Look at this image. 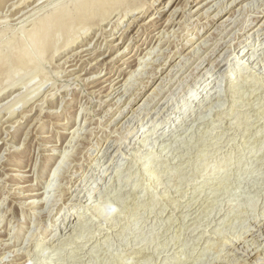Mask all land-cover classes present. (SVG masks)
Segmentation results:
<instances>
[{
	"label": "rangeland",
	"instance_id": "374dc122",
	"mask_svg": "<svg viewBox=\"0 0 264 264\" xmlns=\"http://www.w3.org/2000/svg\"><path fill=\"white\" fill-rule=\"evenodd\" d=\"M42 1L0 0V47L16 36L33 58L0 61V89L21 86L0 95V264H264V0H122L112 21L79 32L80 46L41 56L28 43L33 19L70 3ZM167 17L169 36L156 40ZM136 51L141 62L122 64ZM122 71L116 86L128 77V88L110 94ZM36 88L26 105L3 106ZM43 195L49 205L29 206Z\"/></svg>",
	"mask_w": 264,
	"mask_h": 264
},
{
	"label": "bare ground",
	"instance_id": "6f19581e",
	"mask_svg": "<svg viewBox=\"0 0 264 264\" xmlns=\"http://www.w3.org/2000/svg\"><path fill=\"white\" fill-rule=\"evenodd\" d=\"M26 1V0H25ZM31 1V0H30ZM38 1V0H37ZM42 1V0H41ZM44 1H47V0H44ZM126 0H124L123 2H125ZM142 1V0H141ZM222 2H223V0H221ZM240 1H242V0H240ZM254 1V0H253ZM43 2V1H42ZM122 0H70V3L68 4L67 2L65 3V1H64V3H62V6H59V8H57L56 6V8L55 7H53L52 9H48V11L49 12H47L46 14H41V16L40 15H38L39 17H36L37 19L36 20H34L33 19V27L31 28V30L30 31H28V43H30V45H32L33 47H34V50L39 54L40 53V55L42 56V52H45V51H47V48H49V50L51 49L52 50V52H57L58 50H60V48L62 49L63 47H67V49L69 48V47H73L74 48V46L75 47H78V46H80V42L81 41H79L78 40V37H79V32H81V30H83V31H85L86 29H90L92 26L94 27H96V25L97 24H100L101 22H104V21H106V22H110V21H112V19H110L111 18V16L113 15V13L115 12V9L118 7V6H120L122 3ZM127 2H129V0H127ZM137 2V1H136ZM135 2V3H136ZM23 3V2H22ZM168 3V2H167ZM225 3V2H224ZM137 4V3H136ZM136 4H127V5H129V6H127V8L125 9V6L126 5H124V9H125V11L126 10H128V11H133L134 9H139L140 8V6H142V4L140 3H138L137 5ZM57 5V4H56ZM258 5V4H257ZM71 6H74V8L72 9V10H70V7ZM222 6H224V5H222ZM121 7V8H122ZM17 8V7H16ZM123 8L121 9V10H123ZM164 8V7H163ZM120 9V8H119ZM119 9H118V11H119ZM20 10V9H19ZM121 10H120V12H121ZM18 11V10H17ZM125 11H123V13L120 15V17H118L117 18V20H116V22H115V24L117 23V22H120V20H121V18H122V16H124V12ZM236 11V10H235ZM127 12V11H126ZM173 11H171V13H172ZM170 13V14H171ZM170 14H169V16H170ZM23 15H20V16H18L17 18H15V19H19V18H21ZM154 16H152V18H153ZM108 19V20H107ZM237 20V19H236ZM236 20H234L233 21V23L235 22L236 23ZM32 21V20H31ZM151 21V20H150ZM168 21V22H167ZM223 21V20H222ZM174 22V20H172L171 18H169V17H167L165 20H164V22H163V27H162V29H160L159 31H157L156 32V34L154 35V37L156 36V35H158L157 36V38H156V40L160 37V36H162L163 38L165 37V39H166V37H167V35L169 36V31H167V29L169 28V26L170 25H172V23ZM30 23V22H29ZM224 23V22H223ZM243 23V22H242ZM264 23V22H263ZM28 24V23H27ZM244 24V23H243ZM191 25V24H190ZM264 25V24H263ZM23 27H24V25H23ZM224 29H225V27H223ZM104 29V28H103ZM218 29H219V27H218ZM261 29H263L262 31V35H264V27L263 28H261ZM4 30V29H3ZM23 30V29H22ZM21 30V31H22ZM257 30H260L259 29V27H257V29H256V31ZM24 31V30H23ZM22 31V32H23ZM27 31V30H26ZM82 31V32H83ZM256 31H254L253 33H255ZM5 32V31H4ZM222 32V31H221ZM1 33V32H0ZM25 33V32H24ZM101 33V32H100ZM103 33V32H102ZM153 33V32H152ZM213 33H215V32H213ZM6 33H4L3 34V36L5 35ZM167 34V35H166ZM7 36H8V34H6ZM82 35V34H81ZM216 35V34H215ZM215 35L213 34L212 36H213V38H215ZM256 35H260V34H256ZM0 36H2V35H0ZM181 36V35H180ZM209 36H210V34H209ZM236 37V36H235ZM260 37V36H259ZM107 38V37H106ZM207 39V38H206ZM26 41H27V39H25ZM155 40V41H156ZM60 42V45L58 44ZM153 42V38L150 40V43H152ZM160 42V41H159ZM264 42V36H262L261 37V41L259 42V44L261 43H263ZM24 43V44H23ZM22 43V41H21V43H20V40H19V37L18 38H16V36H14V37H9L8 39H6V41L1 45V47L0 48H2V50L0 51V61H6L7 62V60H12L13 62L14 61H16L17 62V64L21 67H24L25 65H27V64H29V62H28V59H30V58H26V57H28L27 56V50H28V48H26V47H28V46H26V42H23ZM158 43V42H157ZM214 43H216V45L218 46V44H217V42H214ZM255 43V42H254ZM253 43V44H254ZM58 44V45H57ZM142 44H144V43H142ZM252 44V45H253ZM15 45V46H14ZM28 45V44H27ZM29 45V46H30ZM252 45H250V48L247 50V52H249L250 51V49L251 48H253V46ZM197 46V45H196ZM245 46V48L247 47V44L246 45H244ZM204 47H206V44L205 43H201V44H199L196 48H194V50L193 51H190V52H188V54H186L185 55V57H184V60L183 61H189L190 59H188L189 57H186V56H190V58L192 57V56H196V54H195V51H198V50H200V49H203ZM154 47L151 45V47L149 48V50H148V53H145V55H143L142 57H140V58H144L145 56H147V55H150V53H152V51H154V49H153ZM30 49H32V48H30ZM88 48H86V49H80L81 51H86ZM254 50H255V48H254ZM253 50V51H254ZM34 51V52H35ZM81 51H77V52H74V54H73V56H75V53H81ZM177 51H178V49H177ZM33 52V51H32ZM147 52V51H146ZM48 53V52H47ZM141 53H143L142 51L139 53V54H141ZM153 53H156V51L155 52H153ZM198 53V52H197ZM30 54H32V53H30ZM36 54V53H35ZM44 54V53H43ZM120 54V53H119ZM138 54V51H136L135 53H132V54H130L128 57H126L125 59H124V62L122 63V64H127L128 66L129 65H132V64H135V63H139V55L137 56V57H135L136 55ZM163 54H165V53H163ZM162 54V55H163ZM246 54V53H245ZM83 55V54H82ZM81 55V56H82ZM157 55H159V53L157 54ZM184 55V54H183ZM36 56V55H35ZM39 56V55H38ZM40 56V57H41ZM52 56V55H51ZM72 56V57H73ZM237 56H239V55H237ZM39 57V58H40ZM44 57V56H43ZM43 57H42V59H43ZM133 57H135V58H133ZM44 58H46V57H44ZM70 58V57H69ZM68 58V59H69ZM131 58H133V59H131ZM152 58V57H151ZM249 58V57H248ZM33 58H31V60H32ZM35 59V58H34ZM51 59V58H50ZM71 59H73V58H71ZM186 59V60H185ZM43 60H45V59H43ZM11 61V62H12ZM30 61V60H29ZM35 61H37V60H35ZM73 61V60H72ZM109 61V60H108ZM145 61H147V60H145ZM145 61H142V63L143 62H145ZM191 61V60H190ZM31 62V61H30ZM34 62V61H33ZM50 62H52V61H50ZM140 62H141V60H140ZM155 62V61H154ZM10 63V62H9ZM146 63V62H145ZM144 63V64H145ZM179 63H180V61H179ZM202 63H204V62H200L199 64H202ZM226 63V62H225ZM250 63V62H249ZM141 64V63H140ZM178 64V63H177ZM217 64V63H216ZM24 65V66H23ZM182 65H183V67L186 65V62L183 64V62H182ZM18 66V67H19ZM145 66V65H144ZM174 66H175V64H174ZM174 66H172V67H174ZM198 66V65H197ZM197 66H195V68L192 70L193 71V73H194V70L197 68ZM220 66V63L218 62V64L216 65V68L217 67H219ZM149 67V66H148ZM151 67V66H150ZM176 67V66H175ZM174 67V68H175ZM182 67V66H181ZM180 67V68H181ZM206 66H203L202 68H205ZM215 67V66H214ZM70 69V68H69ZM182 69V68H181ZM180 69V70H181ZM207 69V68H206ZM84 70H86V68H84ZM73 70H71L70 71V73L72 72ZM136 71V70H135ZM234 71L235 70H233V68L232 67H230L229 69H227V70H225V74H223L225 77H229L230 75H232V74H234ZM132 72L133 71H131V73H130V75L132 74ZM117 73V72H116ZM115 73V74H116ZM124 73V71H122V72H120V74L118 75V76H116L115 78H113L112 79V85L110 86V89H112L111 90V92H109L110 94H113V93H116V92H119L120 90H121V87H125V88H128V87H126V83L128 84V82H127V80H128V77H127V79L124 81V83H123V85L121 84L120 86H116L120 81H122V79H124V77L123 78H120L121 77V75ZM192 73V72H191ZM205 73H208V70H206V72ZM140 74V73H139ZM124 75H125V73H124ZM147 75V74H146ZM169 75H171V74H169ZM173 76V75H172ZM75 78H76V76H75ZM74 78V79H75ZM112 78V77H111ZM169 78V77H168ZM171 78L172 77H170V80H171ZM210 78H212V76L211 77H207V78H205L204 80H202V82H198V83H196L195 84V86L194 87H192L189 91H188V93L187 94H185V96L182 98V100L180 101V103L176 106V110H174L175 112H174V115H172L173 117H175V119L178 121L179 119H180V117H182V118H185V117H189L190 116V113H187L188 111H190L191 110V112L194 110V107H195V105L197 104V102H199V100L198 99H200L199 97H203L204 95H207V92H209L210 90H211V85H209L210 84V81L209 80H211L212 81V79H210ZM81 79V78H80ZM178 79V78H177ZM106 80H110V78H107ZM17 81V80H16ZM209 81V82H208ZM19 82H21V81H19ZM9 83V82H8ZM16 82L15 81H11V83H9L8 85H6V86H3L1 89H0V95H4V94H6L7 93V88H9V90H8V92H10L12 89H14V91H16L17 89H19V87H21V86H19V84H18V82H17V84H15ZM52 83V82H51ZM160 84L162 83V82H159ZM203 83H205L204 84V86H203ZM55 84V83H54ZM12 85V86H11ZM27 85V84H26ZM53 85V84H52ZM10 86V87H9ZM7 87V88H6ZM24 87V86H23ZM41 87V86H40ZM87 88L89 87V86H86ZM4 88L6 89L5 91H4ZM201 88V89H200ZM208 88V89H207ZM130 89V88H129ZM129 89H127V91L129 90ZM156 88H154V90H155ZM204 89H207V91L204 93V94H202V92L204 91ZM3 90V91H2ZM39 90H40V88H36V89H34V90H31V92L30 93H28L27 94V92H26V94L25 93H20V94H18L17 96H16V99H13L12 101H11V103L10 104H8V105H3L4 107H6V108H10L11 109V107H17V105H19L18 107H21V106H23V105H26L31 99H33L32 97L33 96H31L32 94H34V93H36V92H39ZM83 90V89H82ZM126 90V89H125ZM160 90H161V88H160ZM160 90H157V93H156V95H159L160 94ZM4 94H3V93ZM29 92V91H28ZM97 91L96 90H92V91H89V93H92V94H95ZM97 93H99V92H97ZM155 96V95H154ZM154 96H148V98H147V102H149V103H151V102H153L156 98H154ZM192 96H194V101L197 99V101L195 102V104L194 105H189L188 104V102L190 101V98L192 97ZM93 98H94V96H93ZM202 99V98H201ZM103 100V99H102ZM34 101V100H33ZM32 101V102H33ZM117 101V100H116ZM191 101H193V100H191ZM190 101V102H191ZM32 102H30V104H32ZM146 102V101H145ZM118 103V102H117ZM156 103V102H155ZM165 102H163L162 104H164ZM193 103V102H192ZM13 104H16V105H13ZM30 104H29V106H30ZM188 104V105H187ZM112 106V105H111ZM2 107V106H1ZM0 107V113L2 112V108ZM33 107H34V103L32 104V106H31V109H33ZM210 107V106H209ZM212 107V106H211ZM184 109V110H183ZM9 110V109H8ZM211 110V109H210ZM15 112V109H13V110H11L10 111V113L12 114V113H14ZM178 112H180L178 115H177V113ZM151 113V112H150ZM10 115V114H9ZM223 115V114H222ZM10 117V116H9ZM173 117H168V120H166V121H160L159 123H158V126H159V128H161V127H165L166 126V124H167V122L170 120L171 121V118H173ZM102 119V118H101ZM186 119V118H185ZM99 120V119H98ZM173 120V119H172ZM175 120V121H176ZM86 121H87V117H86V119H85V123H86ZM128 120H126L125 122H127ZM181 122L183 121V120H180ZM252 121V120H251ZM172 122V121H171ZM170 122V123H171ZM69 122L68 121H61V122H59V124L61 125V126H64V125H67ZM84 123V124H85ZM124 124H126V123H124ZM12 125V124H11ZM59 125V126H60ZM126 126V125H125ZM218 126V125H217ZM123 127V126H122ZM64 128H66V127H64ZM109 128V127H108ZM128 128V127H127ZM78 127L77 128H75V130H73V133L74 134H79L77 131H78ZM135 132H138L137 133V135L139 134V130L137 131V130H135ZM154 133V132H153ZM131 136V131L128 133V138ZM139 136V135H138ZM42 137V136H41ZM45 137H47V135L45 136ZM72 137L74 138L75 136L74 135H72ZM79 137H81L80 136V134L79 135H76V138L77 139H79ZM73 138H71V139H73ZM83 138V137H82ZM81 138V139H82ZM12 139H15V138H12ZM76 139V140H77ZM80 140V139H79ZM127 140V139H126ZM71 141V140H70ZM143 142V141H142ZM147 144V141L146 140H144V142L142 143V145H146ZM66 145H68V144H66ZM70 145V144H69ZM87 146V145H86ZM90 146V145H89ZM66 147V146H65ZM64 147V148H65ZM89 148V147H88ZM222 148V147H221ZM73 153V152H72ZM75 153V152H74ZM97 155V154H96ZM132 155V154H131ZM129 156V154L128 153H126L125 154V156L124 157H128ZM134 156H135V154H134ZM66 158V157H65ZM137 160H138V158H137ZM66 161V160H65ZM74 162V161H73ZM64 163V162H63ZM145 167V166H144ZM92 168V167H91ZM57 169V168H56ZM137 170V169H136ZM35 171V170H34ZM89 171V170H88ZM135 172H138V171H135ZM146 172V171H145ZM87 174V173H86ZM13 175V174H12ZM12 175H10V176H8V174H7V177L8 178H14ZM34 176V175H33ZM141 176V175H140ZM143 177H144V175H143ZM54 179V178H53ZM119 180V179H118ZM27 181V180H26ZM26 181H21V182H19L17 185H16V187L17 188H20V187H26V190H29L34 184H31V183H24L25 185L23 186H21L20 184H22V182H26ZM29 181V180H28ZM70 181V180H69ZM52 183V182H51ZM157 183V182H156ZM56 184V183H55ZM54 184V185H55ZM86 185V184H85ZM51 186V187H50ZM50 186H48L49 188H51V190H52V188H53V185H51L50 184ZM157 186H158V184H157ZM49 188L47 189V190H49ZM57 188V187H56ZM84 188V187H83ZM35 189V188H34ZM47 190H45L44 192H43V194H45V192L47 191ZM155 191V190H154ZM153 191V192H154ZM14 192L15 193H19L18 191H16V190H14ZM39 193V192H38ZM38 193H36V195H38ZM49 194V193H48ZM47 194V195H48ZM19 195V194H18ZM25 195H29V194H25ZM52 197V196H51ZM79 198V197H78ZM77 198V199H78ZM0 200H3V198L2 199H0ZM50 201V199H49V197H46V195L44 196L43 195V197L41 198V199H32L30 202H29V200H28V202H29V206L31 205V207L33 208V207H36V206H38V205H49V204H46V203H48ZM124 201V200H123ZM26 202V201H25ZM24 204L25 203H22V205L24 206ZM28 205V204H27ZM26 207V206H25ZM31 207H29V208H31ZM174 209V208H173ZM71 210V209H70ZM181 215V214H180ZM165 220V219H164ZM212 222V221H211ZM69 223V222H68ZM260 225V224H259ZM261 227V226H260ZM0 229H1V227H0ZM2 230V229H1ZM1 232V231H0ZM13 232V231H12ZM0 244H1V246L2 247H8V245H9V243H2V242H0ZM53 244V243H52ZM66 244V243H65ZM4 245V246H3ZM250 246V245H249ZM8 257V256H7ZM2 258V257H1ZM263 258V257H262ZM17 264V263H16Z\"/></svg>",
	"mask_w": 264,
	"mask_h": 264
},
{
	"label": "water",
	"instance_id": "95a60500",
	"mask_svg": "<svg viewBox=\"0 0 264 264\" xmlns=\"http://www.w3.org/2000/svg\"><path fill=\"white\" fill-rule=\"evenodd\" d=\"M204 92V91H203Z\"/></svg>",
	"mask_w": 264,
	"mask_h": 264
}]
</instances>
